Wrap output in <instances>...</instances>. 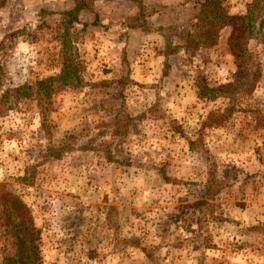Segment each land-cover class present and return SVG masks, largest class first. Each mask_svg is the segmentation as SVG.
<instances>
[{
	"label": "rangeland",
	"instance_id": "rangeland-1",
	"mask_svg": "<svg viewBox=\"0 0 264 264\" xmlns=\"http://www.w3.org/2000/svg\"><path fill=\"white\" fill-rule=\"evenodd\" d=\"M74 1L0 0V201L26 208H0V264L27 217L28 264H264V0L222 1L249 19L238 68L228 24L191 33L195 0H79L68 23Z\"/></svg>",
	"mask_w": 264,
	"mask_h": 264
},
{
	"label": "trees",
	"instance_id": "trees-1",
	"mask_svg": "<svg viewBox=\"0 0 264 264\" xmlns=\"http://www.w3.org/2000/svg\"><path fill=\"white\" fill-rule=\"evenodd\" d=\"M223 0H195L196 12L194 16L193 32L198 38L199 44L208 46L215 42L216 33L225 23L230 26V30L225 37V43L229 49L231 56L234 59L236 67H240L244 59V43L247 38V31L249 29L248 15L245 14H229L222 6ZM87 3L75 0L72 7L64 12L67 16V22L76 21L77 14L82 9L87 7ZM96 20V19H95ZM93 23H96L93 21ZM136 23L131 24L135 27ZM189 33V34H191ZM192 35V34H191ZM197 42V43H198ZM59 78L66 84L76 86L79 80L76 78V71L71 64H68V59L63 58ZM14 95H23L24 91L17 86L13 89ZM22 93V94H20ZM8 199L0 201V208L7 210L10 215L20 213L26 209L23 203L14 195L7 194ZM11 226L14 231V236L17 239L18 249L12 257V261L8 264H28L26 260H31L32 257L37 256L36 243L33 242L32 236L35 233L34 228L30 225V218H22L17 220ZM24 231L29 240L27 246L25 241L21 239L19 231ZM24 247L27 248L25 251ZM3 264H6L3 263Z\"/></svg>",
	"mask_w": 264,
	"mask_h": 264
},
{
	"label": "crops",
	"instance_id": "crops-1",
	"mask_svg": "<svg viewBox=\"0 0 264 264\" xmlns=\"http://www.w3.org/2000/svg\"><path fill=\"white\" fill-rule=\"evenodd\" d=\"M173 13H172V10L170 9H167V8H164L163 9V13L161 14V16L158 17V22L160 24L162 23H168L170 24V21L173 19Z\"/></svg>",
	"mask_w": 264,
	"mask_h": 264
}]
</instances>
